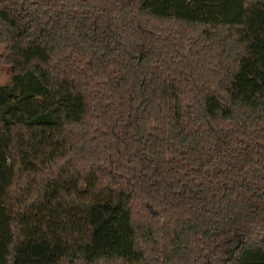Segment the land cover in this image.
I'll return each mask as SVG.
<instances>
[{"label":"trees","instance_id":"trees-1","mask_svg":"<svg viewBox=\"0 0 264 264\" xmlns=\"http://www.w3.org/2000/svg\"><path fill=\"white\" fill-rule=\"evenodd\" d=\"M0 264H264V0H0Z\"/></svg>","mask_w":264,"mask_h":264},{"label":"rangeland","instance_id":"rangeland-1","mask_svg":"<svg viewBox=\"0 0 264 264\" xmlns=\"http://www.w3.org/2000/svg\"><path fill=\"white\" fill-rule=\"evenodd\" d=\"M3 52L4 46H0V84H8L11 82V67L3 61ZM3 220L4 218L0 212V221Z\"/></svg>","mask_w":264,"mask_h":264}]
</instances>
